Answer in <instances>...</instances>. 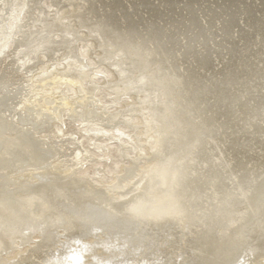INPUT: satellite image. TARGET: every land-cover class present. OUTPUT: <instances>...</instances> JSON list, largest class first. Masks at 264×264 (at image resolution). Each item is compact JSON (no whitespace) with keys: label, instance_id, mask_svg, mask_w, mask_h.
I'll return each mask as SVG.
<instances>
[{"label":"bare ground","instance_id":"6f19581e","mask_svg":"<svg viewBox=\"0 0 264 264\" xmlns=\"http://www.w3.org/2000/svg\"><path fill=\"white\" fill-rule=\"evenodd\" d=\"M42 1L0 0V57L13 46L0 69V264H264L263 59L229 57L224 41L264 45L263 32H246L264 21V0H50L52 12ZM200 25L201 44L223 59H197V43H179ZM79 39L92 42L85 56L109 78L94 82ZM180 44L178 67L169 62ZM41 55L49 62L36 71ZM20 69L25 87L12 85ZM98 87L129 103L106 112ZM21 91L25 103L10 107ZM64 110L92 122L97 137L107 128L121 137L118 126L135 120L137 137L120 145L133 156L108 182L60 161L66 146L48 129ZM253 145L258 152L242 158Z\"/></svg>","mask_w":264,"mask_h":264},{"label":"rangeland","instance_id":"374dc122","mask_svg":"<svg viewBox=\"0 0 264 264\" xmlns=\"http://www.w3.org/2000/svg\"><path fill=\"white\" fill-rule=\"evenodd\" d=\"M42 2H43L42 8L44 10L46 9L45 11H48V12L54 11L55 8L53 7V4L51 3L50 0H43ZM30 6H33V5L30 4ZM26 16L27 15H24L23 18L26 19L27 18ZM10 21L11 20H8V26L12 31L14 26L12 27V24ZM21 30H18L15 33H13L12 34L13 37H16L18 33H20ZM80 40L81 39L78 40V44H77L78 45L77 53H79L78 54L79 57L85 63H87L88 66L92 69L93 71L92 77L94 79V82L97 84L100 80H102L104 76L105 78L106 77L109 78V74L106 71L107 69H105L103 66H102L103 68L101 66H97V64H95V62L92 61L91 55L90 57L89 55L85 56V53H87V51L89 52L90 50L89 48L92 42L89 41V39H83L81 41ZM84 40L85 42H83ZM11 48H13V46L9 47L8 49L6 48L5 52L1 54L2 56L0 57V69L4 67V65L7 63V59L11 55V50H12ZM57 56H58V53L56 52L54 57H57ZM39 58L40 60H42V62H40L37 65L35 69L36 71L42 70L46 65H48V62H49L42 55L39 56ZM26 62L29 64L28 60H26ZM28 78L29 76L24 71H21V69L19 71H15V72L13 71L12 76H11L12 85L15 86L16 84L17 85L22 84L23 87H25V85H27ZM32 85L35 86L33 82H32ZM33 89H38V88L33 87ZM57 89L60 90L62 88H57ZM64 92L67 98L72 99V100L77 99L76 98L77 94L74 93V90L72 87L67 86ZM22 93L23 92L21 91L20 96H17V100H14L12 103H10V107L21 108V106L25 103V96H22ZM30 98H32L30 99L31 101L36 100V97H30ZM95 98L97 99V102L101 106L105 107L106 112H110L114 110V107L117 104L111 98V96L109 95V92L106 91L103 87L97 88L95 92ZM128 100H129L128 98H122V100L118 102L119 104L120 103L121 104L120 105L117 104V105L122 106L123 103L128 102ZM80 110H82V108H80ZM5 113L10 114L11 112H8L7 110H5ZM67 114H68V111L64 110L62 113L61 119L53 118L50 121V126L48 129L52 137V140L54 142H58L61 144V141H62L63 144L66 146L64 147V152H67V153L61 155L60 161L62 160L72 161L73 163L72 167L76 174L86 171L88 176L91 178V180L93 179L98 182L103 181L104 183L108 182L111 178L115 176V173L118 171V166H123L127 164L131 160L130 157L133 156V151L131 152V149L129 150L127 149L126 157H122L120 154L121 153L120 145L123 142H125V144H122V145H125V146L130 145L128 144L129 140H127L128 141L127 142L124 137L121 138L122 136L129 135L131 133L130 135L132 136V139H135L137 137L136 130H133L136 124L132 123L135 120L129 119L128 117L126 118V122L124 124H121L118 126L119 134H121V137L116 135L115 132H113L110 128H107L108 130H106L104 135L97 137L95 136L96 134H93V132L87 129L88 126L90 125L92 126L93 124L92 122L88 123L87 121H84L81 118L73 119L67 116ZM39 134L38 135L40 139L44 140L43 138H45V135H46L45 132L41 131L39 132ZM67 139L71 141L68 142L66 141ZM65 142L67 143L65 144ZM100 145H104L105 147L99 148ZM141 162H144V160H142ZM98 237H101V236H98ZM90 239L91 238H88V242ZM15 252L16 250L10 252L9 255H13Z\"/></svg>","mask_w":264,"mask_h":264},{"label":"water","instance_id":"95a60500","mask_svg":"<svg viewBox=\"0 0 264 264\" xmlns=\"http://www.w3.org/2000/svg\"><path fill=\"white\" fill-rule=\"evenodd\" d=\"M153 2V1H152ZM154 3H155V1H154ZM86 6H88V3L85 5V7ZM82 8H84V7H82ZM82 8H77V9H75L74 10V13L77 15V14H79L80 13V11H81V9ZM229 10H232L231 8H229L228 10H225V8H223L222 9V11H225V13H228V11ZM239 16H241V17H243V18H245L246 17V15L247 14H238ZM247 25V27H249V29H248V31H246V32H253V33H255V31H257L259 34H261L262 32H263V34H264V21L263 22H261L259 25H257V24H250L249 25V23H246ZM91 25V24H90ZM201 26L202 25H200V27H196V28H194V30L196 31V32H192V31H188V33H187V35H188V37H186L187 35H185L184 37H183V35H180L179 36V43H181L183 46H189V44H194V43H197L198 44V46L195 48V49H193V50H195L196 51V53H195V55L193 56V57H196L197 59H199L200 57H202V56H204V55H206V51L208 52V55L209 56H215L217 59H219V60H221V58H222V53H221V51H219V52H214V53H216V54H213V53H211L212 52V49H210L209 48V46H212V45H209V43L207 44V47L203 44H201V39L202 38H204V36L203 35H199L198 36V34H197V30H199L200 31V28H201ZM246 26H242V25H238V27H236L237 29H239V32H243V30H247L246 29ZM91 27H92V25H91ZM95 27V26H94ZM191 28V26L189 27V29ZM188 29V30H189ZM170 30H171V27H169V26H167L166 28H165V32L167 33V31H169L170 32ZM252 30V31H251ZM261 30V31H260ZM182 32V31H181ZM192 34V36H195V39H193L192 38V36H190L191 34ZM101 35V38H104V39H106V40H108V39H110L107 35H105V34H103V33H100L99 34V36ZM239 37H240V35L239 34H237ZM190 36V37H189ZM181 37H182V39H181ZM198 37V38H197ZM233 37V36H232ZM186 38H187V43L186 44H184V40L186 41ZM196 38H197V40H196ZM224 38H226V37H224ZM241 38V37H240ZM181 40V41H180ZM113 41V40H112ZM189 41H190V43H189ZM224 41H226V43L228 44L227 46H226V48H225V50H226V52H225V54L227 55V56H229V57H235V56H241V54H243V55H246L247 53H258V55H256L255 56V60H262L263 59V62H257V65H259L262 69H264V45L263 44H261V43H259V42H257V43H259L258 45H256V44H254L252 47H251V51H247V50H245V46L243 47V46H240L239 44H243V39L241 38V40H239L238 38H231V40L229 41V40H224ZM228 41H229V43H228ZM141 44V43H140ZM181 44H180V46H181ZM118 45V44H117ZM209 45V46H208ZM213 45H214V47H217V43H216V41H213ZM235 45H237V46H240L241 48L240 49H238V47H234ZM176 46V47H173V58H171V61L169 62V63H171V65H173V64H178V63H180L181 61H182V58H184V48L185 47H183V46ZM192 46V45H191ZM178 48H180L179 50V53L178 52H176V49H178ZM149 50H151V51H153V50H155V52H160L159 50V47L158 46H149V48H148ZM150 54V53H149ZM153 54V56H157V55H154V53H152ZM224 57H225V55H224ZM213 58V57H212ZM165 59V58H164ZM223 59V58H222ZM154 60H156V59H154ZM169 60H170V58H169ZM192 60H194L193 58H192ZM227 60V59H226ZM157 61H159V60H157ZM164 62H166V60H164ZM177 62V63H176ZM168 63V64H169ZM196 63V62H195ZM188 64V63H187ZM194 64V62L193 63H190V64H188L187 66L188 67H186V64H182L183 65V71H186V70H188L189 69V66H192V65ZM179 65H181V64H179ZM179 65H177L178 67H179ZM221 65H224V61H221V63L218 65V66H221ZM197 67V66H196ZM254 67V65H252V67L251 68H253ZM258 68V67H257ZM214 72V71H213ZM197 74H198V72H197ZM219 133V128H218V130L216 131V134H218ZM225 144V143H224ZM242 150V149H241ZM240 151V150H239ZM256 153V152H258L257 151V145H253V146H251V147H249L248 149H247V147H246V150L242 153V155H241V157L242 158H244V159H248V158H250L249 156H251V154L252 153ZM241 153V152H240ZM236 154H238L239 155V152H237ZM248 154H249V156H248ZM240 157V156H239ZM169 208L171 209V207L169 206ZM174 209H176V207H174ZM179 210V209H178ZM177 210V211H178ZM178 214V213H177ZM182 219H184V217H182ZM152 226H154V225H152ZM155 228H157V226H155Z\"/></svg>","mask_w":264,"mask_h":264}]
</instances>
